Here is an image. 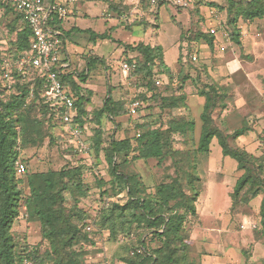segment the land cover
<instances>
[{"label": "trees", "instance_id": "trees-1", "mask_svg": "<svg viewBox=\"0 0 264 264\" xmlns=\"http://www.w3.org/2000/svg\"><path fill=\"white\" fill-rule=\"evenodd\" d=\"M226 1L229 22L236 23L238 19L248 22L264 20V0ZM0 6L15 13L10 23L13 38L9 41L7 52L0 50V61L3 58L15 61L30 52L31 30L23 12L5 0H0ZM109 7L117 17L127 10L122 0L111 1ZM143 16H148V13L145 12ZM143 16L130 14L138 22H142ZM106 36L100 35L101 38ZM230 36L240 44L238 35ZM196 37L205 39L209 47H213L215 36L209 33L208 28L205 33L197 32ZM129 52H134L135 56L127 57ZM123 53L126 57L124 61L131 67L133 65L128 77L141 80L146 86L154 81L155 67H166L162 47L157 43L123 44ZM3 71L0 66V264H85L83 257L91 249L87 247L94 245L92 234L103 230L108 231L105 242L110 245L111 254L109 256L107 252L104 253L102 264H114L113 258L118 260L117 264H199V252L195 250L196 243L191 238L186 222L190 220L196 223L199 220L196 209L199 185L196 182L201 178L189 175L187 186L188 190L193 191L192 195L186 192L185 185L178 176L157 184L152 193H147L139 176L135 173H123L116 161L119 155L125 158L131 151L130 137L111 139L106 147H101L102 117L114 120L117 116L128 114L127 102L114 101L109 96L102 106L92 111L88 119L86 97L81 94L80 86L69 74H60L63 86L71 92L74 99V120L81 129L87 121L95 125L94 149L90 145L89 152H105L109 179L104 180L105 185L100 192L101 207L94 217H90L85 209L78 206L79 198L87 194L80 165L30 172H25V167L22 173H17L16 161L24 163L25 149L42 144L49 135V126H53V116L58 114L60 119V114L57 113L58 109L43 98L44 74L31 67H24L21 71L12 68L10 73L13 83L11 89H7L2 78ZM185 80L186 76L181 79L182 84L174 94L164 96L154 92L144 97V101L149 103L148 108L158 98L161 110L185 105L186 96L182 92ZM196 91L204 97L196 151L208 153L215 141L221 154L235 161L237 177L230 193V208L233 210L237 205H245L244 208L249 210V202L260 195L257 217L259 234L264 235V153L255 155L245 147L231 144L229 140L250 131L264 145V129L261 128L258 132L256 124L257 128L247 121L232 133L221 129L213 113L220 106L226 107L227 88L213 81L203 82L202 88ZM145 118H150V114ZM193 128V120H170L167 122L166 133L192 131ZM163 133L165 132H161L160 128L140 133L136 137V158H155L159 161L164 158L167 152L164 151L166 141L163 140ZM100 180L102 179H99V183L102 182ZM122 192L126 196L123 203L112 199ZM68 201L72 203L69 207L66 205ZM21 208L24 209L27 222L39 224L41 240L35 246L19 244L12 234V224L19 217ZM150 240H155L158 244L150 247Z\"/></svg>", "mask_w": 264, "mask_h": 264}, {"label": "rangeland", "instance_id": "rangeland-1", "mask_svg": "<svg viewBox=\"0 0 264 264\" xmlns=\"http://www.w3.org/2000/svg\"><path fill=\"white\" fill-rule=\"evenodd\" d=\"M104 1L107 2L109 6L110 2L114 0ZM116 1L118 0H115V2ZM125 1L127 6L126 11L132 9L135 5H138V7L133 13H137L139 16H143L145 12L148 11V0H139V2H137L139 4H133L136 0ZM226 3V0H197L194 6L177 8L168 2H161L156 6L154 11L148 12V17L152 15L153 18L148 21L147 16H143L142 22H138V20L135 21L130 16L127 19H120V17L113 14L110 7L109 11L111 12V17L100 16L101 20L105 19L110 24L117 23L115 28L119 30L116 31L113 36L119 39V45L130 42L137 43L139 41L153 45L157 38L159 42L157 43L160 44L162 50H164V60L171 68L176 66V59L179 57L177 72L174 73L175 75L173 72L168 73L170 77V81L168 82L163 81L159 76L161 73L167 71L166 67L154 68V81L150 83V86H146L141 80L127 78L130 83L129 87L132 89L130 97H138L143 103V108L140 109L135 116L124 115V121L121 122L123 128L118 129L120 134L118 137H130L131 151L125 158L119 155L116 161L119 163V169L123 173H135L139 176L147 193H152L157 184L178 176L185 185L186 192L192 195L193 191L188 190L187 179L189 175L193 177H196V175L200 176L201 179L196 182L197 185H199V191L197 190L198 197L196 209L201 213L200 221L194 226L193 224L195 222L188 220L186 222V227L190 230L195 227L199 230L200 228L197 227L199 225L216 228L220 227L222 229L228 228V232H224L222 235V240H224L225 243H229L232 249L231 253L233 258H235L233 261L237 264H264V235L259 234L260 225L257 217V204L250 205L249 210L244 208L245 205H237L233 210L230 208V193L232 192L237 177L235 161L231 157L220 155L218 150L219 147L214 141L208 153H198L196 151L197 135L194 137L193 135L185 137V139L182 140L179 139L180 137L176 132L172 134L166 133L167 122L170 120L180 122L193 120V112H195V109L189 110L186 103L183 106L164 108L161 110L159 98L153 101L149 108V103L144 101V97H148L154 92L164 96L174 94L177 87L182 84L181 79L185 76L186 80L183 82L182 92L183 89H186V91L191 94L196 93V90L202 88L203 82L209 81L208 79L211 77L209 68L211 70L217 69L220 62H225V60L227 62V60L229 61L231 59L235 60L236 63L237 60L240 59H242L241 61L243 64L247 62L245 59L249 58L245 56V47L242 43L240 45L237 44L230 35H238V40L242 42L249 36L248 29L250 23H257L260 26L258 30L262 31L264 28V20L255 19L248 22L238 19L236 23L229 22L225 9ZM96 6L97 14L105 12L106 6L100 3H97ZM208 8H214L218 11L224 31L223 37H220L218 34L215 35V37L221 38L222 41H218L214 38L213 47H209L205 39L196 37L197 32L201 31L205 33L206 28H208L210 24L215 23V20L208 14ZM155 11L156 13H154ZM14 17L15 13L0 6V50L4 52H7L9 49V41L13 38V33L10 31V23ZM78 26L81 25L78 23ZM148 26L150 28L144 30L145 27ZM251 28L252 30L255 29V25H251ZM242 30L244 31L243 35L240 33ZM85 31L90 32L89 29ZM90 34L94 35L95 33L90 32ZM94 36H96L95 40L100 38L98 34ZM110 44H106L107 50H111L113 49L112 47L116 46L113 41L110 42ZM78 47L77 53L72 56V63L75 64V59L77 61L79 58L82 59L81 56L84 58L85 63H83L79 73L81 76L85 77L87 61H90V58L83 55L87 52L86 46L83 43H79ZM118 48L120 49V47ZM30 52L28 54H30ZM6 54L11 55L8 53ZM191 54L196 55L195 60L191 59ZM125 63L130 66L128 62L125 61ZM131 68H133V65ZM118 74L121 73L118 71ZM190 74H192V76H190ZM101 80L102 77H99L96 82H101ZM80 89H82V86ZM242 94L246 99L242 97ZM242 94L237 91L228 92L225 98V104L230 107L231 113L237 114L231 116L233 120L223 121L221 119V113L226 107L220 106L214 111L213 117L221 129L232 133L234 129L243 125L245 121L251 122L250 125L257 128V124L255 126V122L251 121L253 120L251 103H253L254 106L255 104L261 106L262 103V105H264V92L261 94L257 93L258 96L248 99V101L247 98L250 97L249 94L246 92ZM260 110L262 109L258 108L257 112H260ZM149 114L150 118H145ZM52 123L53 126H49L48 128L49 135L44 138L42 144L34 148L30 147L25 149V158L23 160L26 167L25 172L58 170L63 166L80 165L82 167V180L85 187H87V194L79 198L78 206L89 213L87 216L94 217L101 207L102 197H100V192L103 185H105L103 184L104 180L109 179L107 163L104 158L105 152L103 150H100L98 153L94 150L88 153L82 152L73 146L65 135L66 133L64 132V128L62 129L63 125L61 124L58 114L53 116ZM261 126L264 127V123H261ZM154 128H160L161 132H165L163 133V140L166 141L164 151L167 152L165 157L160 161L155 158H136V136H134V134L136 132L140 134L143 131ZM260 129L261 128L258 126V132ZM115 132L116 130L114 131L113 126L106 130L104 128L101 136V141L103 142L102 148L106 147L109 141L113 139ZM93 134L94 128L90 135H85V142L89 146L91 145L92 149H94ZM229 140L231 144L245 147L255 155L264 153V145H261L256 134L250 131L237 138H230ZM132 148L134 149L132 150ZM210 152L211 156H209ZM208 163H213L212 165L214 166L217 164L215 172L209 170ZM100 178L102 179L100 180L102 181L101 183H99ZM108 185L109 184H107V186ZM255 198L252 199V203H256L260 197L257 196ZM112 199L119 200L123 203L126 200V196L125 193L122 192ZM71 204V201L66 203L67 207ZM11 231L21 245L27 243V245L35 246L41 240L39 224L37 222H27L23 208L20 209L19 217L13 222ZM107 233V230H103L92 234L94 245L91 247L87 245V249H91L90 252L83 257V262L85 264H102L105 259V252L110 256L111 253L109 249L111 247L105 242ZM198 234V232L195 233L197 238L199 236ZM119 237L121 238L122 236L119 234ZM214 239H217V237L214 238L212 236V240ZM157 244L158 242L155 240L148 241L150 247H154ZM197 245L198 244L195 245V250L199 252ZM209 246V250L204 247L202 243H200L199 247H201V250L206 251L207 249V251L210 252L216 248L214 243ZM209 256L213 257L214 255L209 253ZM112 261L114 264L118 263V260L115 258H113ZM233 261L231 263L234 264ZM220 262L223 263V258ZM46 264L49 263L46 262Z\"/></svg>", "mask_w": 264, "mask_h": 264}, {"label": "crops", "instance_id": "crops-1", "mask_svg": "<svg viewBox=\"0 0 264 264\" xmlns=\"http://www.w3.org/2000/svg\"><path fill=\"white\" fill-rule=\"evenodd\" d=\"M57 3L66 4L69 10V13L67 16L63 17L62 19H58V21L54 24L55 28L59 30L61 33L63 42L62 47L59 52V60L62 63L63 72L65 74H69L71 76V79L78 83V85L81 87V94L86 97L85 102V109L87 111V117L88 119L91 117V113L94 109L99 108L102 106L105 98L111 97L114 101H125L128 103V101L132 98L130 97L131 90L128 81V74L124 73V71L121 69V64L125 62V55L123 53V45H119L117 39L113 34H115L116 31H118V28L116 27V24H110L105 19H100V16L103 17H111V12L109 11L108 3L104 0H54ZM115 1V0H114ZM125 0H122V3L125 4ZM139 2V0H136L135 3ZM97 3L103 4L106 6L105 12H101L100 14H97ZM210 9V8H208ZM154 11V10H153ZM147 13L150 11H146ZM148 13V15H149ZM156 13V11L154 12ZM209 14V10H208ZM155 15V14H154ZM210 16V14H209ZM113 18V17H112ZM148 21L149 19L153 18L147 16ZM156 19V18H154ZM78 20V22H77ZM78 23L81 26H78ZM85 23V24H84ZM255 25V29L252 30L251 25ZM213 24H210L208 27H210ZM86 27V28H85ZM148 26L144 30L149 29ZM260 26L253 22L249 25V36L246 37V41L240 42L245 47V59L247 62L244 64L242 63V59L237 60V63L235 60H225V62H220L217 69L211 70L209 68V74L210 78L208 79V82H217L221 85H224L228 92H239L243 93L246 92L249 94V98H254L258 96V94H261L264 92V28L262 31L258 30ZM89 29L90 32H93L95 34H98L99 37L102 34H106L107 36L105 38H98V40H95L94 35H91L90 32H86L85 30ZM240 33L243 35L244 31H240ZM216 40L222 41L221 38L215 37ZM115 40V41H114ZM115 42L116 46L112 47L113 49L107 50L106 44H110V42ZM155 43L158 42V39H155ZM143 42V41H139ZM83 43L86 46V55L88 58H90V61H87V66L85 69V77L83 76V80H81V75L79 73V70H81V67L83 66V63H85L84 58L81 56L82 59H78V61L75 59V64L72 63V56L77 53L78 44ZM124 43V42H123ZM135 42L125 43V44H133ZM138 43V42H137ZM146 43V42H145ZM159 43V42H158ZM157 43V44H158ZM239 44V45H240ZM111 45V44H110ZM160 45V44H159ZM112 46V45H111ZM161 46V45H160ZM120 47V49L118 48ZM113 50V51H112ZM163 51V60H164V50ZM221 53V52H219ZM61 54V56H60ZM220 55V54H219ZM127 57H134V52H129ZM178 59H176L175 67L171 68L169 64L166 63L164 60V65L166 68L170 70V72H177L178 68ZM84 60V61H83ZM81 61V62H80ZM83 71V70H82ZM118 71L121 74H118ZM169 72L161 73L159 76L161 79L165 82L170 81V77L168 75ZM175 75V74H174ZM192 76V74H190ZM102 77L101 82H96L97 78ZM176 77V76H175ZM89 78V80H88ZM96 78V79H94ZM96 82V83H95ZM257 86V87H256ZM183 92H185L186 96V105L188 106L189 110L195 109V112H193V121H194V128L192 131L187 130L185 132H176L177 135H179V139H185V137H190L193 135H197V139L199 137L200 132V113L202 111L203 103H204V97L200 96L197 91L196 93L191 94L190 92L186 91V89H183ZM258 93V94H257ZM134 97V96H133ZM242 97L245 98V96ZM246 99V98H245ZM263 104V103H262ZM257 105L251 103V107L253 109V122L257 124V127L263 128L261 126V123H264V105ZM258 108L262 109L260 112H257ZM195 114V115H194ZM130 116L129 114H127ZM237 115L236 113H231L230 107L226 106V108L221 113V119L223 121H230L233 120V117ZM250 117V116H249ZM124 121V115L123 116H117L114 118V120L110 119L109 117L103 116L101 119V128L104 131L108 129L109 127L113 126L115 132V136L113 139H122L124 137H118L120 134L118 132V129L123 128V124L121 122ZM95 127L93 123L86 122L84 124V127L82 128V138L85 141L87 134L90 135L92 129ZM64 127H62L63 129ZM66 135V134H65ZM86 135V136H85ZM67 136V135H66ZM68 138V137H67ZM85 138V139H84ZM215 142V141H214ZM214 142L212 144H214ZM211 144V146H212ZM90 147V146H89ZM219 150V154L221 155V151ZM219 155V156H220ZM209 156H211V152L209 153ZM208 168L211 172H215L217 168V164L214 166L213 163L210 164ZM213 166V167H212ZM213 168V169H212ZM200 177V176H199ZM235 183V182H234ZM257 197V196H256ZM259 200L256 203H252V200L249 202L250 205L257 204V207L259 209L261 196L258 195ZM254 199V198H253ZM256 199V198H255ZM199 213V220L194 223L193 225L196 226V224L200 221L201 213ZM200 229L197 230L196 227L192 228L191 231V238L195 241L196 244H198L199 249V264H233L231 263L235 258H233L232 255V249L229 246V243H225L224 240H222V235L224 232H228V228H220V227H208V226H197ZM198 232L199 236L198 238L195 236V233ZM212 236L217 239L212 240ZM200 243L203 244L204 247H206L209 250V245L215 244L216 248L213 251H206L201 250ZM209 253H212L214 256L210 257ZM223 258V263L220 262ZM234 262V261H233ZM234 264H237L234 262Z\"/></svg>", "mask_w": 264, "mask_h": 264}, {"label": "built area", "instance_id": "built-area-1", "mask_svg": "<svg viewBox=\"0 0 264 264\" xmlns=\"http://www.w3.org/2000/svg\"><path fill=\"white\" fill-rule=\"evenodd\" d=\"M13 5V7L23 12L26 22L31 30V52L23 55L15 61H10L3 58L0 61V66L4 69L2 78L6 82L7 89H11L13 79L11 77V69L21 71L24 67H31L45 75L43 98L53 107L58 109L60 121L64 127L71 144L84 153L90 151L89 145L82 138V129L74 120L76 117V109L74 99L71 92L66 89L60 79V74L63 72L62 63L59 60V52L62 47V36L58 29L55 28V20L62 19L69 13L66 4L52 2L45 3L43 0H5ZM161 2H168L177 8H188L196 5L197 0H148V11H153ZM139 4V3H137ZM138 5L132 9L122 12L120 19H127L131 13L135 12ZM210 17L215 20V23L208 27L209 33L224 36L222 22L218 11L214 8L209 9ZM191 59L195 60L196 55L191 54ZM121 69L128 74L131 67L123 62ZM143 107L141 100L132 97L127 103V112L130 116L138 114ZM139 136V132L135 133ZM17 173H22L25 169V164L22 161H16Z\"/></svg>", "mask_w": 264, "mask_h": 264}]
</instances>
